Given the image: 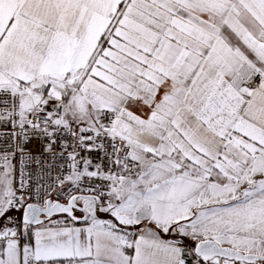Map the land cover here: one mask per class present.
I'll use <instances>...</instances> for the list:
<instances>
[{
  "label": "snow or ice",
  "instance_id": "snow-or-ice-1",
  "mask_svg": "<svg viewBox=\"0 0 264 264\" xmlns=\"http://www.w3.org/2000/svg\"><path fill=\"white\" fill-rule=\"evenodd\" d=\"M0 264H264V0H0Z\"/></svg>",
  "mask_w": 264,
  "mask_h": 264
}]
</instances>
